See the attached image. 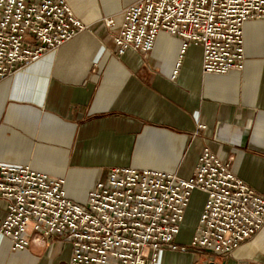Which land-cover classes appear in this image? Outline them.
<instances>
[{
    "label": "crops",
    "instance_id": "0c3cea01",
    "mask_svg": "<svg viewBox=\"0 0 264 264\" xmlns=\"http://www.w3.org/2000/svg\"><path fill=\"white\" fill-rule=\"evenodd\" d=\"M135 1L67 0L88 28L0 80V163L63 178L68 196L83 203L113 167L189 177L208 147L264 195V19L244 24L243 69L206 73L202 46L182 53V39L166 31L148 53L118 54L114 35ZM205 200L193 192L176 236L188 248L162 250L157 264H210L213 255L264 264V228L231 255L190 247ZM5 214L0 199V222ZM29 234L23 250L0 235V264H71L69 243Z\"/></svg>",
    "mask_w": 264,
    "mask_h": 264
},
{
    "label": "built area",
    "instance_id": "2783aa9c",
    "mask_svg": "<svg viewBox=\"0 0 264 264\" xmlns=\"http://www.w3.org/2000/svg\"><path fill=\"white\" fill-rule=\"evenodd\" d=\"M258 19L264 0H137L124 9L114 42L118 54L148 53L166 31L182 39V53L201 45L204 72L223 74L244 68V24ZM104 23L116 26L114 17ZM87 28L67 0H0V80ZM64 183L30 165L0 163V235L13 250L30 245L31 230L69 243L71 264H157L162 250L188 248L175 239L195 190L206 200L191 248L231 255L264 228V195L208 147L189 177L113 167L83 203Z\"/></svg>",
    "mask_w": 264,
    "mask_h": 264
},
{
    "label": "water",
    "instance_id": "95a60500",
    "mask_svg": "<svg viewBox=\"0 0 264 264\" xmlns=\"http://www.w3.org/2000/svg\"><path fill=\"white\" fill-rule=\"evenodd\" d=\"M210 264H231L227 260H222L221 262H216V255H213L210 259Z\"/></svg>",
    "mask_w": 264,
    "mask_h": 264
}]
</instances>
